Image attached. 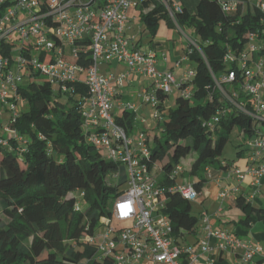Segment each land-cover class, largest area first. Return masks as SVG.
I'll return each instance as SVG.
<instances>
[{"label":"trees","instance_id":"1","mask_svg":"<svg viewBox=\"0 0 264 264\" xmlns=\"http://www.w3.org/2000/svg\"><path fill=\"white\" fill-rule=\"evenodd\" d=\"M233 2L237 8L232 13L224 12L218 0H198L194 12L183 7L177 15L181 28L193 29L197 48L190 47L195 54L194 77L181 84V89L189 88L190 97L177 95L175 105L158 122L162 123L161 136H153L149 157L143 162L158 167L161 185L174 184L172 171L191 152L195 158L181 171L183 178L185 172L201 176L211 166L229 170L234 160L222 155L233 129L242 138L238 146L242 151L264 130V109L257 113L261 118L253 117L252 99L242 92L245 69L238 63L245 44L264 42V15L249 7L247 0ZM161 19L172 25L160 6L140 14V21L152 34ZM88 46L86 41L76 42V64L90 66ZM229 54L235 60L228 61ZM244 55L250 64L264 66V46ZM229 72L235 74L234 80L220 83L219 89L216 82ZM22 76L24 84L17 85V95L10 100L19 97L28 109L7 122L20 140L0 132V264H114L112 257L99 258L98 247L90 239L110 216L109 201L126 190V174L121 164L107 160L86 141L84 82L71 83L67 91L55 95L51 84L38 73L27 69ZM156 95L159 110L164 111L167 96ZM123 111V116L115 117V124L132 135L135 116ZM186 183L200 192L205 179ZM165 197L164 213L171 222L174 241L182 244L184 236H195L198 218L179 194L167 192ZM235 203L244 215L239 222L242 227L258 222L264 226V207H255L242 196Z\"/></svg>","mask_w":264,"mask_h":264},{"label":"built area","instance_id":"2","mask_svg":"<svg viewBox=\"0 0 264 264\" xmlns=\"http://www.w3.org/2000/svg\"><path fill=\"white\" fill-rule=\"evenodd\" d=\"M218 1L226 13L237 8L234 2ZM247 1L264 15V0ZM155 6L162 8L177 31L181 30L177 23V15L183 12L179 0H0V105L10 104V118L19 113L15 104L21 99L17 97L12 102L10 92L16 96L17 85L24 84L22 70L38 73L51 86L58 85L60 92L67 91L71 83L83 81L87 89L82 105L86 141L107 160L125 169L126 190L114 200L110 216L102 220L103 234L90 239L98 247L99 258L112 257L114 264H196L200 257L191 246L175 243L171 222L164 213L167 192L179 194L189 203L198 198L191 184L177 182L182 167L177 166L172 171L173 185H161L158 167L150 168L143 163L149 157L148 135L143 132L127 135L115 124L116 116L112 113L116 108L135 110L133 104L116 101L130 74L151 81L152 87L143 88L137 97L156 110L153 117L156 122H161L165 115L159 110L157 92L167 97L175 92L181 97H190L189 88L181 89V84L194 77L193 70L185 71L177 82L171 71L158 70L155 52L145 53L132 45L128 32L134 19L129 17V11L145 14ZM26 40L31 41L26 43ZM80 41L89 43V67L75 63L76 42ZM189 46L197 48L196 40L191 39ZM260 46H264V42L251 44L249 52L257 51ZM32 48L39 51L38 56L32 55ZM66 48L74 59L67 57ZM5 49H8L6 55ZM226 59L235 60L230 54ZM110 62L125 65L126 72L118 76L102 75L100 64ZM238 63L245 69L242 92L252 99L256 111L253 117L259 119L257 113L264 109V66L250 64L244 53ZM234 77L235 74L229 72L216 82L217 87L221 89L220 83L232 82ZM1 117L0 111V132L20 140L7 125L2 126ZM0 143H3L1 133ZM248 150L250 164L244 171L235 168L230 173L240 183L246 177L254 178L255 192L247 198L250 201L258 192L259 179L264 176L263 129L248 145ZM237 192V188H227L220 197L225 199ZM201 227L204 234L198 240L199 253H233L238 255L241 264H257V261L264 264V247L259 244L243 242L228 231L213 229L205 213L201 216ZM211 263L209 260L208 264Z\"/></svg>","mask_w":264,"mask_h":264},{"label":"crops","instance_id":"3","mask_svg":"<svg viewBox=\"0 0 264 264\" xmlns=\"http://www.w3.org/2000/svg\"><path fill=\"white\" fill-rule=\"evenodd\" d=\"M182 7L186 8L189 12H194L198 5V0H179ZM232 2L234 0H231ZM230 3V2H229ZM251 4L249 5V7ZM137 13L131 14V17L134 19L131 23V30L129 32V37H131L132 45L139 49L142 52H155L158 58L157 68L159 71H171L177 82L181 81L185 71L193 70L195 54L191 53L192 48L189 44L191 39L195 38L193 29L184 27L180 31H177L173 25L167 23L169 28L174 29V33H169L168 39L164 40L163 38H156L154 35L147 30V28L140 21V11L132 10ZM138 17V19H137ZM138 20L137 24L135 21ZM159 25V24H158ZM158 27V26H157ZM157 30V29H156ZM156 32V31H155ZM179 34V35H177ZM180 63V67L176 65ZM106 71H114V74H108L117 76L126 72V66L123 64H118L116 62L107 63ZM124 67V68H123ZM17 72L16 70H13ZM107 75V76H108ZM133 75L143 78L138 74H130L123 83V87L119 91V95L116 97L117 102L127 103L125 96V88L134 85ZM179 80H178V77ZM125 86V87H124ZM143 90V89H142ZM137 92L138 94L142 91ZM177 94L175 98L168 104V108H171L175 105ZM134 105V104H133ZM5 111H8L7 105H0ZM135 107V105H134ZM116 110H119L116 108ZM2 117L1 123L2 126H6L10 118V114H6L1 110ZM137 122V120H136ZM136 133V132H134ZM239 155L236 158L231 160L233 161V166L229 170H223L218 166H211L205 169V183L199 194L196 202L200 207H202L201 212L199 213V225L201 226V216L203 213L209 216L210 223L213 229L228 231L237 239L248 242L252 244H259L264 247V226L258 225L257 223L250 225L248 228L242 227L239 222L243 219V213L236 207V199L239 196L248 198L250 195L255 192V187L253 186L254 178L246 177L241 183L237 181L234 174H231L235 168L245 170V167L250 164L249 157L244 156L242 150H239ZM236 152V153H237ZM184 170V169H182ZM186 179L179 176L177 179L178 183H186ZM237 188L238 192L235 194H230L228 198L222 199L220 194L224 189ZM207 190L205 193L204 191ZM258 192L250 200L251 204L255 207H264V176L259 179V186L257 188ZM226 210H229V213L232 214V217L228 214H225ZM221 223V226H218ZM259 223V222H258ZM261 224V223H260ZM187 236V235H186ZM186 236L182 241V245L191 246L196 253L199 254V261L196 264H208V261L211 260V264H228L229 255L233 253H223L219 255H214L211 253L201 254L198 249V240L199 237H196V241L191 244L186 242ZM214 244V241L211 242V245ZM236 264H241L237 254H233ZM259 261H257L258 263Z\"/></svg>","mask_w":264,"mask_h":264},{"label":"rangeland","instance_id":"4","mask_svg":"<svg viewBox=\"0 0 264 264\" xmlns=\"http://www.w3.org/2000/svg\"><path fill=\"white\" fill-rule=\"evenodd\" d=\"M136 12H134L132 10L129 11V17L132 18L131 17L132 13H135L137 15L138 12L137 13ZM137 19H138V17H137ZM135 22L137 24H139L138 20H136ZM129 32H128V34H129ZM170 32L174 33V29L173 28H169L167 26V23H166L165 19H161L159 21V25L157 27V30H156V32L153 35L156 38H163L164 40H166V39H168V36H169L168 34ZM177 35H179V34H177ZM13 38L16 39L15 36ZM29 41H31V40H26V43H28ZM250 45H251V43L245 44V46H244V53L245 54H249L250 55V53H249ZM69 50H70L69 48H66L67 57L69 59H74L73 56L69 53ZM38 54H39V51L36 48H32V55L33 56H38ZM106 64L107 63L100 64L99 70H100L101 74L104 75V76H107L108 74H111V73L114 74L115 72L113 70L110 71V72L106 71V68H107ZM23 74H24V70H22L20 72V75H23ZM77 76L79 78H81V79H84L83 75L78 74ZM133 77H134L133 83L135 82V84L132 85V86L130 85V87L125 88V93L124 94L127 97V99H126L127 103L135 105V110L132 113L135 116V119L137 120V122L135 123L134 132H136V133L143 132L145 135H148L149 142L151 143L152 140H153V136L154 135H157L158 137L161 136L162 123L156 122L154 120V118H153L154 117V113H155L156 110H154L150 105H146V104L142 103L141 100L137 97V92H139L143 88H147L148 87L150 89L152 87L151 86V81L146 79V78H144V77L143 78H139L136 75H133ZM178 80H179V77H178ZM51 88H52L53 94H55V95L59 94L58 85L53 84L51 86ZM175 95H176V92L173 95H169L167 97V99L165 101L166 108L163 111L164 113H166V111L169 109L168 108V104L171 103V101L175 98ZM10 97H13V93L12 92H10ZM60 97H62L61 98L62 100H66V98H67V96H65V95H62ZM9 106H10V104H9ZM9 106L7 105V107H9ZM15 109H16L17 112H21L23 110H27L28 109V104L24 100H19L15 104ZM1 110L4 113L8 114V115L10 114L9 110L5 111L3 109V107H1ZM112 113L115 116H123L125 114L123 109H119V110L114 109L112 111ZM238 133H239L238 129L234 128L233 131H232V134L230 135L229 141H228L227 145L224 148L222 158L231 160V159L236 157V152L242 149L241 147H238L239 144L242 143V138L238 136ZM243 154H244V156H248L250 154V151L249 150L244 151ZM194 158H195V153L191 152L189 156H187L185 159H183L181 161L182 169L187 170L188 169V164ZM205 175H206V173L204 172V173L201 174V176H190L187 172H185V179L187 181L189 180V181H192V182H196L199 179V177H205ZM125 187H126V185L123 186V188H125ZM204 192L206 193L207 190H205ZM76 194L78 195V193H76ZM197 195L199 196L198 193H197ZM113 203H114V200H110L109 203H108V207L112 208ZM190 204H191V213L198 218V223H197L195 236L192 235V234L186 236V242L193 244L196 241V237L200 238V237L203 236L204 233H203L202 227L199 225L200 224L199 223V213L201 212L202 207H200L196 201L191 202ZM224 213L228 214L229 210H226V212H224ZM229 216L232 217V214L229 213ZM257 224L258 225H262L260 223H257ZM218 226H221V223ZM104 230H105L104 227H99L97 229V231L95 232V236L97 237V236L103 234ZM227 262H228V264H236L233 254L229 255V259H228Z\"/></svg>","mask_w":264,"mask_h":264}]
</instances>
